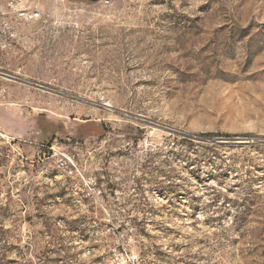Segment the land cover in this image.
Here are the masks:
<instances>
[{"label": "rangeland", "instance_id": "obj_1", "mask_svg": "<svg viewBox=\"0 0 264 264\" xmlns=\"http://www.w3.org/2000/svg\"><path fill=\"white\" fill-rule=\"evenodd\" d=\"M0 71V264H264V0H0Z\"/></svg>", "mask_w": 264, "mask_h": 264}, {"label": "water", "instance_id": "obj_2", "mask_svg": "<svg viewBox=\"0 0 264 264\" xmlns=\"http://www.w3.org/2000/svg\"><path fill=\"white\" fill-rule=\"evenodd\" d=\"M94 1H98V0H94ZM0 74H1V75H4V76H7V77H12V78H14L13 75H11V74H9V73H6V72H2V71H0ZM240 143H243V142H240Z\"/></svg>", "mask_w": 264, "mask_h": 264}, {"label": "built area", "instance_id": "obj_3", "mask_svg": "<svg viewBox=\"0 0 264 264\" xmlns=\"http://www.w3.org/2000/svg\"><path fill=\"white\" fill-rule=\"evenodd\" d=\"M62 164H64L65 165V163L63 162Z\"/></svg>", "mask_w": 264, "mask_h": 264}]
</instances>
